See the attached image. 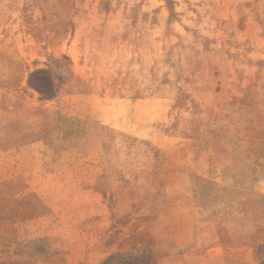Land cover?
Wrapping results in <instances>:
<instances>
[{"label": "rangeland", "instance_id": "rangeland-1", "mask_svg": "<svg viewBox=\"0 0 264 264\" xmlns=\"http://www.w3.org/2000/svg\"><path fill=\"white\" fill-rule=\"evenodd\" d=\"M0 83L19 99L16 109L0 110V198L11 189L0 211L12 213L0 220L2 264H264V193L256 183L264 166L258 167V134L251 128L264 132V0H0ZM220 85L222 99L215 93ZM204 88L211 90L208 102L197 98ZM154 95L172 100L168 121L158 128L176 137L216 136L227 162L238 166L234 189L190 181L202 223L174 237L169 227L145 224V209L158 208L168 184V158L147 141L113 132L121 179L96 181L93 152L92 177L84 180L108 191L107 211L85 221L80 192L81 223L59 225L42 213L40 110L48 124L56 122L59 140L51 135L50 143L75 144L80 159L84 137L101 135L102 105ZM70 111L78 116L61 114ZM84 167L78 161V170ZM75 180L78 189L86 187ZM119 180L120 209V195L111 191ZM63 181L54 188L66 197ZM131 203L140 216L128 213Z\"/></svg>", "mask_w": 264, "mask_h": 264}, {"label": "crops", "instance_id": "crops-1", "mask_svg": "<svg viewBox=\"0 0 264 264\" xmlns=\"http://www.w3.org/2000/svg\"><path fill=\"white\" fill-rule=\"evenodd\" d=\"M219 80H223V77H218ZM26 82V81H25ZM23 82V84L25 83ZM219 86V85H218ZM215 89V93L222 99L221 89ZM211 90L204 88L198 92L197 98H209ZM34 100L37 101L39 93L33 90ZM61 95L58 94V97ZM225 98V97H223ZM117 107L111 108L110 106L102 105L100 108L98 125L101 128V135L99 136H87L81 141L84 151L83 157L77 159L74 153L72 143L67 142L66 147L58 149L48 140V136L55 140H59L58 132H56V122L53 119L52 123L48 124V118L44 116L43 111L40 110V210L44 208L42 212L50 213L56 218V223L64 226H72L81 223V219H77L75 216L77 195L80 192L85 194V201L87 204L82 208L84 219L93 217L96 215H103L107 210V202L104 200L105 196H108V191L102 192L96 191L93 186L86 185L84 180L92 176L89 175L90 165H93L89 161V154L96 152L99 154V167L100 171L95 175L96 181L99 178L102 180L107 177H115L121 179L120 165H118L119 158L116 157L115 142H110L113 138L109 132L116 133L118 136L121 134L132 137L131 139L140 141H147L150 146L155 149H160L164 152L166 159L169 161L168 173L166 174L168 184L163 188L164 192L161 197L157 198L159 201L158 208L151 207L145 209L144 215L149 216V227H169L166 230H170L168 236L174 237L177 233L184 234L189 228L199 225L201 222V214L190 181L194 178H201L209 180L220 188L234 189L238 179V166L234 163L231 165L227 162L228 153L225 148H221V144L218 143L216 136H199L191 138L188 136H174L172 130L165 131L162 128H158V125L168 121L169 107L172 102L170 95L165 96H148L137 97L133 96L130 99L118 98ZM18 95L4 89L0 83V110L1 109H16L18 106ZM204 102H208L204 100ZM41 103V100H40ZM49 106V105H46ZM41 108V107H40ZM116 110L117 112H114ZM76 111H70L68 113H61L64 117L76 118L78 116ZM57 113H52L51 117L56 116ZM56 118V117H55ZM53 128V129H52ZM252 133L258 134L254 137L259 145L258 147V167L264 166L262 162V152L264 150V132H256L252 126ZM107 133L103 134V130ZM228 141V140H227ZM194 146L193 148H190ZM88 156V158H86ZM230 158V157H229ZM84 159V160H83ZM257 160V159H256ZM78 161L84 164L85 167L82 171L78 170ZM116 163L115 167L110 164ZM227 163V164H226ZM4 170H1L3 172ZM0 172V174H1ZM9 172V171H7ZM166 172V170H164ZM162 170L159 169V176H162ZM63 174V176L61 175ZM83 179L86 187L78 189L74 180ZM65 186L63 192L68 193V196L61 197L59 194L62 192L60 188L55 189L54 183H62ZM56 180V181H55ZM75 180V181H76ZM68 183V184H66ZM258 191L264 193V178L258 179ZM123 185V184H122ZM119 180L117 185L112 186V192L115 195H120L118 199H115L117 208H121L124 200L122 196L124 194V188ZM108 187V186H105ZM10 187H6L5 197L0 198L3 203L1 206H5V201H9ZM108 190V189H107ZM3 191V192H4ZM94 192V196L98 195L100 199L97 201H91L94 196L90 193ZM76 193H78L76 195ZM70 194V195H69ZM73 195V196H71ZM97 198V197H96ZM154 201L156 197L154 196ZM42 202L46 204V207L42 205ZM68 204V205H67ZM88 206V207H87ZM139 205L135 203L130 204L129 214L140 216L138 214ZM9 208L0 211V220L7 221L9 214L7 213ZM134 216V217H135ZM175 229H178L177 231ZM155 239V238H154ZM189 241V238H188ZM186 242V241H185ZM180 243L179 248H184L187 243ZM179 254V252H178ZM2 264V262H0ZM125 264V263H124Z\"/></svg>", "mask_w": 264, "mask_h": 264}]
</instances>
